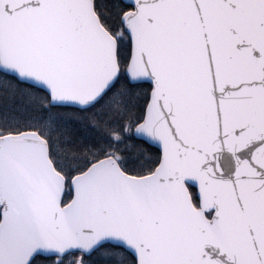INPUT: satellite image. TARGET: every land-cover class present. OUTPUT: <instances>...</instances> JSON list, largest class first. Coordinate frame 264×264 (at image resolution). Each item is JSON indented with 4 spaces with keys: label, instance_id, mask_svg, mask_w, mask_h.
<instances>
[{
    "label": "snow or ice",
    "instance_id": "obj_1",
    "mask_svg": "<svg viewBox=\"0 0 264 264\" xmlns=\"http://www.w3.org/2000/svg\"><path fill=\"white\" fill-rule=\"evenodd\" d=\"M0 264H264V0H0Z\"/></svg>",
    "mask_w": 264,
    "mask_h": 264
}]
</instances>
